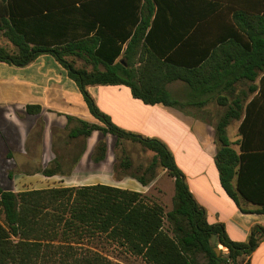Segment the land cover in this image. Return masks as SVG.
Segmentation results:
<instances>
[{"label":"trees","instance_id":"obj_1","mask_svg":"<svg viewBox=\"0 0 264 264\" xmlns=\"http://www.w3.org/2000/svg\"><path fill=\"white\" fill-rule=\"evenodd\" d=\"M243 4V8L229 6L218 11V6L206 0H129L127 36L119 35L126 27L122 29L118 22L115 29L116 23L108 15L98 20L104 29H88L85 35H71L61 43L47 45L32 37L51 32L57 36L67 29H28L30 20L16 17L4 5L0 33L14 50L0 47V62L26 67L39 56L52 55L76 82L92 115L106 126L81 122L69 136L88 139L99 131L104 137L114 136L117 144L123 140L141 144L155 156L143 175L135 178L148 185L155 178L156 168L162 167L175 180V195L172 210L167 212L141 193L103 185L21 193L0 189V264H122L98 250L78 249L85 240L101 238L145 264H249V257L264 240V227H254L248 242L237 243L228 237L223 225L208 224L206 211L194 199L167 145L114 125L88 90L98 85H125L145 104L174 107L177 102L167 86L183 81L202 90L207 69L220 72V78L207 79L213 78L217 88L225 78H230L226 89L242 80L255 82L264 72V0H246ZM196 26L221 33L209 60L217 52L232 49L233 65L213 67L208 60L193 68L177 64L178 53L195 39L188 30ZM230 27L235 35L228 36ZM177 29H183L182 33ZM237 32L244 37L236 36ZM176 46L181 48L176 50ZM70 58L83 60L91 69L77 66ZM194 75L201 89L193 84ZM238 110L239 103L235 102L218 121L216 141L220 147L215 162L221 185L236 205L241 208V201L252 203L259 206L256 213L264 214V154H238L227 135L231 121L239 117ZM40 111L39 107H27L30 114ZM106 154L107 144L101 140L93 159L102 162ZM214 235L216 246L211 242ZM219 246L228 249V254L221 251L217 256L214 248Z\"/></svg>","mask_w":264,"mask_h":264},{"label":"crops","instance_id":"obj_2","mask_svg":"<svg viewBox=\"0 0 264 264\" xmlns=\"http://www.w3.org/2000/svg\"><path fill=\"white\" fill-rule=\"evenodd\" d=\"M206 1L218 6L220 11L229 6L243 8L246 0ZM3 2L0 0V16L6 4L16 17L30 20L28 29H67L57 36L52 32L42 37L32 35L42 45L61 43L71 35H85L88 29H104L99 21L107 19L108 15L110 21L116 23L115 29L118 22L122 29L126 27L119 35L124 37L129 33V0ZM196 28L188 30V35H195V39L178 53L177 64L193 68L208 60L213 67L233 65L232 49L217 52L209 60L221 33L208 27ZM232 28L227 30L228 36L235 35ZM237 34L244 37L242 33ZM0 42L4 48L14 50L13 44L1 33ZM216 69L205 71L207 79L220 78ZM207 79L202 90H195L183 81L169 84L168 91L177 102L174 107L145 104L125 85H98L88 90L114 125L165 143L194 199L206 211L208 224L223 225L232 241L246 243L254 227H264V214L255 212L259 206L244 201L241 208L249 212L242 211L224 191L215 162L220 147L216 141V126L229 106L238 102L239 117L227 128L232 147L240 155L264 154V72L253 83L242 80L228 89L225 84L230 78L223 79L224 84L219 88L213 78ZM193 84L201 89L195 75ZM28 106L39 107L41 111L30 114ZM81 122L106 127L92 115L78 85L52 55L39 56L26 67L0 62V189L21 193L103 185L147 195L157 182L156 173L148 185H143L135 177L142 176L149 167L141 175L131 174L127 172L131 168L127 162L125 172H118L116 138L110 134L104 137L99 131L88 139L71 138L69 134L81 127ZM101 140L107 144V154L104 161L97 163L93 158ZM44 171L53 174L49 176ZM170 179L174 184V197L175 180ZM248 260L249 264H264V240Z\"/></svg>","mask_w":264,"mask_h":264},{"label":"rangeland","instance_id":"obj_3","mask_svg":"<svg viewBox=\"0 0 264 264\" xmlns=\"http://www.w3.org/2000/svg\"><path fill=\"white\" fill-rule=\"evenodd\" d=\"M0 46H3L1 42ZM70 60L79 67H88L87 65H85V62L78 58H70ZM88 68L91 69L90 66ZM101 69L103 68L101 67ZM115 152L118 159V172H125V166L128 162L131 164V168L127 172L131 174H135L138 172V174L140 175L147 167L151 165L155 155V153L143 148L141 144L130 140H123L119 144H117L115 146ZM164 171L165 170L162 167L156 168L155 173L157 182L151 189V191L145 196L147 197V199L163 206L164 209L168 212L172 210L173 207L172 194H174V184L170 179L171 177H169L167 172ZM78 247H80L78 248L79 250H98L112 261H121L122 264H145V262L140 258L132 257L127 251L120 248L115 243L106 241L104 238L95 241L85 240L84 244ZM219 248L221 251H223L222 247L219 246Z\"/></svg>","mask_w":264,"mask_h":264},{"label":"water","instance_id":"obj_4","mask_svg":"<svg viewBox=\"0 0 264 264\" xmlns=\"http://www.w3.org/2000/svg\"><path fill=\"white\" fill-rule=\"evenodd\" d=\"M212 245L213 246H216V244H217V236L216 235H214L213 237H212ZM214 251H215V253L217 254V256H220L221 255V250H220V248L219 247H215L214 248Z\"/></svg>","mask_w":264,"mask_h":264},{"label":"built area","instance_id":"obj_5","mask_svg":"<svg viewBox=\"0 0 264 264\" xmlns=\"http://www.w3.org/2000/svg\"><path fill=\"white\" fill-rule=\"evenodd\" d=\"M220 247H222V250H223V252H224L225 254H228V249H226V248L223 247V246H220Z\"/></svg>","mask_w":264,"mask_h":264}]
</instances>
